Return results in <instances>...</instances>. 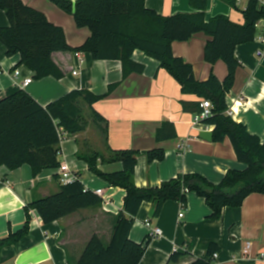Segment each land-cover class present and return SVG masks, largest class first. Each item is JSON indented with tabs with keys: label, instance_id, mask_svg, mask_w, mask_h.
Wrapping results in <instances>:
<instances>
[{
	"label": "crops",
	"instance_id": "0c3cea01",
	"mask_svg": "<svg viewBox=\"0 0 264 264\" xmlns=\"http://www.w3.org/2000/svg\"><path fill=\"white\" fill-rule=\"evenodd\" d=\"M248 1L237 2L238 8H234L222 0H208L206 20L224 15L232 22L242 24L241 10L246 8ZM23 2L43 12L53 24L61 26L70 46L80 47L91 36L88 28H78L72 15L49 0ZM260 2L264 4V0ZM145 5L161 16L199 11L192 6L191 0H145ZM8 26V17L0 10V28ZM257 27L256 40L239 45L235 50L241 66L227 96V104L229 115L264 143V20ZM210 40L211 36L197 33L188 41L172 44L173 54L193 66L198 81L207 80L212 74L224 80L228 73L224 61L214 64L205 61L204 49ZM53 59L63 71L64 78L36 80L26 66H18L20 56L8 57L6 47L0 42V100L26 90L46 106L76 89L104 95L117 84L108 97L94 105V109L108 121L107 134L95 123L92 110L86 105L88 109L86 114L83 113L86 129L68 135L73 138V154L65 155L63 144L67 138L59 145L60 154L64 156V160L60 159L61 164L69 165L68 159L72 156L77 159L78 164L71 167L72 171L78 174L86 188L94 192L103 190L106 201L100 207L81 210L50 224L44 223L37 211H31L30 233L16 245L1 251L0 264H76L92 235L98 234L103 241H110L115 217L124 206L126 191L98 178L86 162L87 158L96 155L108 160L109 147L140 152L134 176L139 188L157 187L179 175L191 173H199L218 184L229 170L247 168L238 161L229 138L221 143L200 138L204 126L195 124V115L183 110L182 101L202 102V99L183 94L179 82L145 52L136 50L132 56L134 61L145 66L144 73H133L125 80L123 64L119 60H94L85 52H58L53 54ZM16 70L21 74L18 79L14 77ZM74 71L78 74L74 75ZM26 78H31L32 83L23 88L21 83ZM165 122L175 125L177 138L158 141L157 130ZM184 142L188 148L181 150ZM157 148L166 151V158L150 163L148 152ZM98 163L99 168L107 173L123 168L121 162L102 163L99 159ZM56 176H59V168L45 170L34 178L29 165L13 171L0 167V239L23 228L25 206L60 191ZM184 207V217L180 218L183 204L168 201L155 218L153 205L142 204L130 233L133 241L149 240L140 264H191L197 259H207L212 244L218 246L216 259L211 257L214 264H264V194H251L242 206L226 208L218 220L210 219V207L196 193L188 194ZM146 221H150L152 228H160L162 236L151 237ZM248 244L250 249L244 254ZM175 253L180 255L178 261L169 262Z\"/></svg>",
	"mask_w": 264,
	"mask_h": 264
},
{
	"label": "trees",
	"instance_id": "16d2710c",
	"mask_svg": "<svg viewBox=\"0 0 264 264\" xmlns=\"http://www.w3.org/2000/svg\"><path fill=\"white\" fill-rule=\"evenodd\" d=\"M63 12L72 15L78 28H88L91 36L80 47H72L66 39L64 29L48 20L46 15L23 2V0H0L9 20V26L0 28V42L6 47L8 57L20 56L18 66H26L36 80L52 77L64 78V73L55 63L53 54L58 52L90 53L94 60H119L123 64V80L131 74H143L145 66L132 59L136 50H141L159 61L181 85L182 93L209 100L212 116L202 121L212 127L213 141L221 143L229 138L239 162L247 165L245 170L231 169L223 180L215 184L199 173L183 174L163 182L157 187L139 188L134 176L140 152L136 150H114L108 148L110 158L101 155L87 158L89 170L110 186L126 191L124 206L115 217L112 236L104 242L98 235L90 238L76 264H140L149 240L133 241L130 237L141 206L153 205V216L159 217L168 201L187 204L189 193L204 198L212 214L218 220L226 208L242 206L251 194H264V143L251 134L246 126L236 122L228 114L227 96L234 87L236 72L241 66L236 57L237 46L254 42L258 35V23L264 20V4L260 0H249L241 10L244 22L238 24L219 15L206 20L208 0H191L197 13L161 16L145 5V0H49ZM238 8L236 0H222ZM197 33L212 37L204 49L206 62L214 64L224 61L227 76L220 80L212 74L207 80L198 81L193 66L173 54V42H185ZM1 71V67H0ZM112 85L104 95H96L87 89H76L43 106L26 90H19L0 100V167L13 171L24 165L32 168L34 178L45 170L61 166L59 145L60 131L68 135L86 129L83 103L92 110L95 123L107 134L108 121L94 105L108 97ZM183 110L193 115L201 114V102L182 101ZM158 141L177 138L175 125L165 122L157 130ZM148 161H163L164 149L148 152ZM102 163L121 162L122 170L107 173L99 168ZM59 179V176H56ZM102 197L87 189L82 180L61 186L60 191L36 199L24 211L26 223L17 232L0 239V253L16 245L31 230V211H37L44 223L50 224L81 210L100 207ZM218 251L212 244L207 259H197L191 264H214L211 257ZM180 255L173 254L169 262L178 261Z\"/></svg>",
	"mask_w": 264,
	"mask_h": 264
},
{
	"label": "built area",
	"instance_id": "2783aa9c",
	"mask_svg": "<svg viewBox=\"0 0 264 264\" xmlns=\"http://www.w3.org/2000/svg\"><path fill=\"white\" fill-rule=\"evenodd\" d=\"M236 1L238 3H241L243 0H236ZM77 74H78V72L74 71V75H77ZM20 75L21 74H20L19 70L14 71V77L16 79H18L20 77ZM31 83H32V79L31 78H26L21 83V87L25 88ZM201 108L203 109V112L201 114L195 115L194 122L197 125L204 126V130H208V131L210 130L211 131L212 127L209 126V125L203 124L202 121L205 120L206 118H209L210 116H212L213 105H212V103L209 100H203L201 102ZM67 136H68V134H66L62 130L60 131V140H61V142L64 141L67 138ZM187 148H188V146L186 145L185 142L180 147L181 150H186ZM80 180H81V178L78 176V174L73 172L71 167L67 163L61 164V166L59 168V183H60L61 186L71 185V184H73V183H75L77 181H80ZM95 193L98 196L102 197L103 201H106V196H105L103 190H97ZM184 206H185V204H183V210H182V212L179 215L180 218L184 217V209H185ZM145 225L150 229L151 237L158 238V237L162 236V230L160 228H158V227L152 228L150 221H146ZM249 249H250V245L248 244L246 249H244L243 253L247 254ZM216 257H217V254H214L213 258L216 259Z\"/></svg>",
	"mask_w": 264,
	"mask_h": 264
},
{
	"label": "rangeland",
	"instance_id": "374dc122",
	"mask_svg": "<svg viewBox=\"0 0 264 264\" xmlns=\"http://www.w3.org/2000/svg\"><path fill=\"white\" fill-rule=\"evenodd\" d=\"M83 108H84V109H83V113L85 112V114H86V109H88V108H87L86 105H84ZM72 143H73V138L70 137V136H67V139H66V141H64V144H63V145H64V151H65V155H66V156H70V155L73 154ZM60 159H61V160H64V156H63L62 154H60ZM68 163H69L70 167L74 168V166H77V164H78V160L75 159V158L72 156V158H69V159H68ZM85 174H86V173H85ZM84 180H86V177H84ZM52 192H53V191H52ZM55 192H56V191H54L53 193H55ZM104 242L107 243V241H104Z\"/></svg>",
	"mask_w": 264,
	"mask_h": 264
},
{
	"label": "water",
	"instance_id": "95a60500",
	"mask_svg": "<svg viewBox=\"0 0 264 264\" xmlns=\"http://www.w3.org/2000/svg\"><path fill=\"white\" fill-rule=\"evenodd\" d=\"M200 138L207 140V141H213L214 133L213 131H208V130L201 131Z\"/></svg>",
	"mask_w": 264,
	"mask_h": 264
}]
</instances>
